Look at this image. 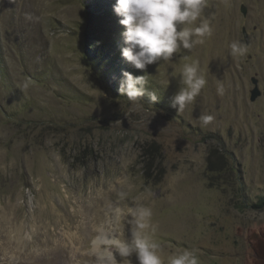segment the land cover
<instances>
[{
  "label": "rangeland",
  "instance_id": "rangeland-1",
  "mask_svg": "<svg viewBox=\"0 0 264 264\" xmlns=\"http://www.w3.org/2000/svg\"><path fill=\"white\" fill-rule=\"evenodd\" d=\"M116 3L0 0V264H110L97 228L131 242L121 213L136 205L165 261L188 249L199 264H264V208L251 207L264 195V0H208L204 43L147 67L155 103L119 92L124 71L146 73L122 56ZM192 61L207 84L179 114L177 80L160 82Z\"/></svg>",
  "mask_w": 264,
  "mask_h": 264
},
{
  "label": "clouds",
  "instance_id": "clouds-1",
  "mask_svg": "<svg viewBox=\"0 0 264 264\" xmlns=\"http://www.w3.org/2000/svg\"><path fill=\"white\" fill-rule=\"evenodd\" d=\"M208 0H117L115 12L121 17L119 23L124 26L122 33L127 46L121 49L122 56L133 67L144 70L145 75H134L123 72L119 92L130 102H136L147 95L150 103L157 102L160 97L157 91L150 89L147 67L158 61L173 60L174 54L191 51L195 46L203 44L211 35V27L204 17ZM231 55L243 56L247 48L239 41L230 45ZM175 78L179 89L171 101V106L183 114L186 107L192 105L205 88L207 80L199 61L184 63L178 70L173 69L170 76L160 83L168 87ZM223 87H218L222 94ZM214 120L210 114L199 117L200 127L206 128ZM131 230V242L115 238L116 229L105 232L106 225L101 224L97 231L103 235L106 258L110 264L135 255L138 264H199L194 250H184L170 255L167 260L162 257L159 245L150 242L143 233L151 227L152 210L149 207L136 205L121 213ZM117 219L113 213V220ZM99 239V237L97 238ZM97 239L92 241L96 245Z\"/></svg>",
  "mask_w": 264,
  "mask_h": 264
},
{
  "label": "water",
  "instance_id": "water-1",
  "mask_svg": "<svg viewBox=\"0 0 264 264\" xmlns=\"http://www.w3.org/2000/svg\"><path fill=\"white\" fill-rule=\"evenodd\" d=\"M241 12L244 15H247V7L245 4L241 5ZM242 32L244 34V38L246 40V43L248 44L250 42V38H249V34L247 32V29L245 27H243ZM251 81L254 84V87L251 89L250 100L255 101L259 96H261L262 90L259 87V79L256 75L251 77Z\"/></svg>",
  "mask_w": 264,
  "mask_h": 264
},
{
  "label": "trees",
  "instance_id": "trees-1",
  "mask_svg": "<svg viewBox=\"0 0 264 264\" xmlns=\"http://www.w3.org/2000/svg\"><path fill=\"white\" fill-rule=\"evenodd\" d=\"M251 207L256 208V209H262L264 208V195L260 196V198L258 199V201L253 202L251 204Z\"/></svg>",
  "mask_w": 264,
  "mask_h": 264
},
{
  "label": "bare ground",
  "instance_id": "bare-ground-1",
  "mask_svg": "<svg viewBox=\"0 0 264 264\" xmlns=\"http://www.w3.org/2000/svg\"><path fill=\"white\" fill-rule=\"evenodd\" d=\"M103 242H104L103 237H99V239H97V244L98 245L101 244V243H103Z\"/></svg>",
  "mask_w": 264,
  "mask_h": 264
}]
</instances>
